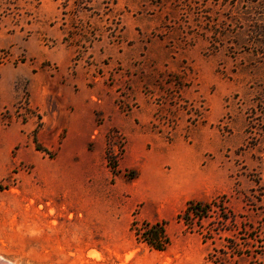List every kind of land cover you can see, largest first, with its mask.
Instances as JSON below:
<instances>
[{
	"label": "rangeland",
	"instance_id": "374dc122",
	"mask_svg": "<svg viewBox=\"0 0 264 264\" xmlns=\"http://www.w3.org/2000/svg\"><path fill=\"white\" fill-rule=\"evenodd\" d=\"M46 1L0 0V258L264 264V0H92L97 11L80 13L76 0ZM54 28L113 87L105 111L33 106L32 73L58 70L41 50ZM222 195L230 220L216 238L178 219ZM157 222L164 251L136 236Z\"/></svg>",
	"mask_w": 264,
	"mask_h": 264
},
{
	"label": "crops",
	"instance_id": "0c3cea01",
	"mask_svg": "<svg viewBox=\"0 0 264 264\" xmlns=\"http://www.w3.org/2000/svg\"><path fill=\"white\" fill-rule=\"evenodd\" d=\"M45 7L56 10V1H46ZM50 36L54 45L41 50L45 54L44 58L57 65L58 70L54 75L42 71L32 73L33 106L41 112L63 118L80 117L82 112L92 116L98 110L105 111L104 103L116 101L113 87L96 77L89 66L81 65L77 49L67 42L63 29L54 28ZM50 83L56 85L55 90L50 87ZM39 92L45 94L44 99L38 98ZM6 102L4 98L2 106ZM70 146L73 149L77 147V141L74 140ZM176 182H181L179 176Z\"/></svg>",
	"mask_w": 264,
	"mask_h": 264
},
{
	"label": "trees",
	"instance_id": "16d2710c",
	"mask_svg": "<svg viewBox=\"0 0 264 264\" xmlns=\"http://www.w3.org/2000/svg\"><path fill=\"white\" fill-rule=\"evenodd\" d=\"M91 1L92 0H76V12L80 13L83 10H93L96 12V7L92 5L88 7V3ZM116 4L117 0L106 1L108 10H111L109 9L110 5ZM168 76L174 77L176 79L175 87L177 91H180L182 88V83L181 81L177 80L179 75L177 73H169ZM147 91L149 92L150 90L147 89ZM150 93L153 94V91H150ZM154 116L156 119L157 116L159 117L158 114H155ZM153 127L157 128L158 126L154 123ZM159 133H161V131H159ZM108 158H113L112 154H108ZM110 167L114 174L118 172V165L116 162L112 163ZM224 199L225 195L217 196L210 201L191 200L178 215V219L183 222V224L187 227V230L200 233L204 240L214 239L217 235L225 230V224H227L230 220V217L225 214L226 209L224 206ZM212 216H215V219L214 222L210 224L211 226H204L205 221L209 218H212ZM136 236L138 240H143L151 249L157 251H164L170 245V238L163 223H145L142 225V227L136 229ZM227 247L232 250H236L232 242H230L229 246ZM214 256L215 255L211 253L207 259L208 261H212L213 264H217V258L213 260Z\"/></svg>",
	"mask_w": 264,
	"mask_h": 264
},
{
	"label": "bare ground",
	"instance_id": "6f19581e",
	"mask_svg": "<svg viewBox=\"0 0 264 264\" xmlns=\"http://www.w3.org/2000/svg\"><path fill=\"white\" fill-rule=\"evenodd\" d=\"M0 264H11V263L3 258H0Z\"/></svg>",
	"mask_w": 264,
	"mask_h": 264
}]
</instances>
